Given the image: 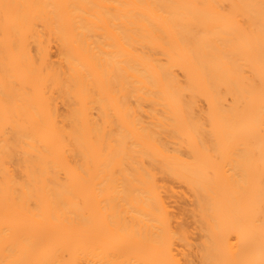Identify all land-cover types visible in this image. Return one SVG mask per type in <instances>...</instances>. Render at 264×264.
<instances>
[{"label": "bare ground", "instance_id": "6f19581e", "mask_svg": "<svg viewBox=\"0 0 264 264\" xmlns=\"http://www.w3.org/2000/svg\"><path fill=\"white\" fill-rule=\"evenodd\" d=\"M0 264H264V0H0Z\"/></svg>", "mask_w": 264, "mask_h": 264}]
</instances>
